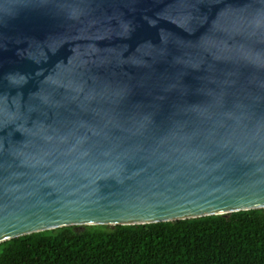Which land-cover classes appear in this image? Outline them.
<instances>
[{
	"label": "water",
	"instance_id": "water-1",
	"mask_svg": "<svg viewBox=\"0 0 264 264\" xmlns=\"http://www.w3.org/2000/svg\"><path fill=\"white\" fill-rule=\"evenodd\" d=\"M264 209V0H0V244Z\"/></svg>",
	"mask_w": 264,
	"mask_h": 264
},
{
	"label": "trees",
	"instance_id": "trees-1",
	"mask_svg": "<svg viewBox=\"0 0 264 264\" xmlns=\"http://www.w3.org/2000/svg\"><path fill=\"white\" fill-rule=\"evenodd\" d=\"M0 264H264V209L37 232L1 243Z\"/></svg>",
	"mask_w": 264,
	"mask_h": 264
}]
</instances>
